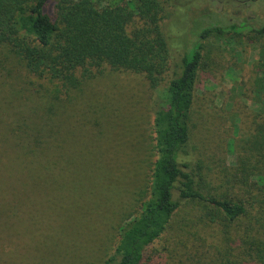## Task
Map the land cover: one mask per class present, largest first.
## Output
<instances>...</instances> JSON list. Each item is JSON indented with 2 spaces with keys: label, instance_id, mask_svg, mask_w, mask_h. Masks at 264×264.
Segmentation results:
<instances>
[{
  "label": "rangeland",
  "instance_id": "374dc122",
  "mask_svg": "<svg viewBox=\"0 0 264 264\" xmlns=\"http://www.w3.org/2000/svg\"><path fill=\"white\" fill-rule=\"evenodd\" d=\"M156 1L173 59L192 50L204 26L264 22V0ZM116 2L131 10L128 0ZM142 21L135 15L131 26ZM203 44L190 159L217 190L223 169H235L244 182L248 177L240 156L250 154L245 139L263 121L254 98L260 80L264 84V36L214 33ZM170 73L154 90L142 73L104 67L79 89L57 93V85L28 72L0 45V264H103L112 254L119 225L138 213L149 193L155 101ZM191 207L175 215L143 264H168L174 239L176 253L184 251L190 238L182 214L196 210ZM202 242L190 244L189 252Z\"/></svg>",
  "mask_w": 264,
  "mask_h": 264
},
{
  "label": "trees",
  "instance_id": "16d2710c",
  "mask_svg": "<svg viewBox=\"0 0 264 264\" xmlns=\"http://www.w3.org/2000/svg\"><path fill=\"white\" fill-rule=\"evenodd\" d=\"M95 1L0 0V45L9 47L28 72L57 85V93L79 89L104 67L142 73L154 90L171 71L162 99L155 101L152 126L156 158L149 193L138 213L119 225L114 250L103 264H143L150 245L187 204L196 209L182 214L190 239L180 253H176L178 239L173 240L168 264L172 259L177 264L188 260L191 264H264L262 80L254 102L261 107L257 113L263 121L258 131L245 139L250 154L246 151V156H240L241 169L248 176L245 182L235 169H223L224 184L217 190L207 187L209 174H202L200 163L190 159L189 133L203 41L214 33L246 31L264 36V22L259 27L204 26L196 34L192 50L173 59L157 24L156 0H128L131 10L116 0L102 6ZM135 15L143 18V24L132 27ZM261 78L264 80V74ZM198 241H203L202 248L189 252V245L194 247Z\"/></svg>",
  "mask_w": 264,
  "mask_h": 264
}]
</instances>
